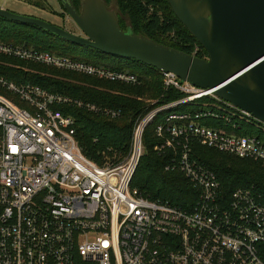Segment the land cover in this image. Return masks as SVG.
I'll return each mask as SVG.
<instances>
[{"label":"built area","instance_id":"obj_1","mask_svg":"<svg viewBox=\"0 0 264 264\" xmlns=\"http://www.w3.org/2000/svg\"><path fill=\"white\" fill-rule=\"evenodd\" d=\"M0 56L113 83H142L130 71L3 42ZM159 72L164 89L183 97L140 120L129 155L104 166L85 157L75 119L59 107L110 119L121 118L120 110L0 75V264H264L262 198L248 188L228 196L194 147L264 167V138L251 133L264 131V123L214 90ZM178 106L193 110L161 116L154 150L168 161L167 171L182 173L197 190L192 210L150 201L131 187L144 155V130Z\"/></svg>","mask_w":264,"mask_h":264},{"label":"trees","instance_id":"obj_2","mask_svg":"<svg viewBox=\"0 0 264 264\" xmlns=\"http://www.w3.org/2000/svg\"><path fill=\"white\" fill-rule=\"evenodd\" d=\"M104 1L110 9V3L114 2L125 17L119 18L122 30L190 55L196 53L200 58L208 57L206 50L176 17L167 0ZM72 2L77 9H81L83 0ZM63 10L65 11L64 8ZM0 42L69 57L116 71H130L141 79L140 86L113 83L0 56V75L9 81L36 85L53 94L121 111V118L110 119L73 105L59 107L64 115L75 119L76 139L85 157L99 166H104L109 161L119 162L128 156L137 123L152 111L183 97L175 90L166 91L160 72L152 67L72 44L32 25L0 18ZM105 59L119 62L107 66L103 63ZM146 98L154 100V103L147 104ZM192 110L186 106H178L164 111L144 130V155L139 161L131 187L138 189L145 199L167 203L182 210H192L195 206L197 190L182 173L167 171L168 161L154 150L157 144L156 127L161 122V116L164 113ZM251 133L264 138L262 130L252 129ZM194 147L198 158L218 176L228 196L239 188H248L258 194L264 203V167L259 162L240 159L200 144H195Z\"/></svg>","mask_w":264,"mask_h":264},{"label":"water","instance_id":"obj_3","mask_svg":"<svg viewBox=\"0 0 264 264\" xmlns=\"http://www.w3.org/2000/svg\"><path fill=\"white\" fill-rule=\"evenodd\" d=\"M179 21L206 50L200 58L122 30L104 0H60L82 35L0 8V18L32 25L65 41L175 74L214 90L220 99L264 123V0H167Z\"/></svg>","mask_w":264,"mask_h":264},{"label":"rangeland","instance_id":"obj_4","mask_svg":"<svg viewBox=\"0 0 264 264\" xmlns=\"http://www.w3.org/2000/svg\"><path fill=\"white\" fill-rule=\"evenodd\" d=\"M4 1L0 2V8H3L5 10H8V11L20 14V15L41 19L52 25L63 28L69 32L80 35L78 27L76 26L74 21L71 18H69L67 13L63 10L59 0H8L7 4H5L6 2ZM4 4L5 6H3ZM110 6L112 7V9L116 10V12L121 16V18H125L121 15V13L119 12L114 2H111ZM29 49H33V48H29ZM61 57H64V56H61ZM66 58H69V57H66ZM118 62L119 61H116L114 59L103 60L104 65H107V66H110V65L113 66L117 64ZM146 103L153 104L154 100L152 101L146 98Z\"/></svg>","mask_w":264,"mask_h":264},{"label":"flooded vegetation","instance_id":"obj_5","mask_svg":"<svg viewBox=\"0 0 264 264\" xmlns=\"http://www.w3.org/2000/svg\"><path fill=\"white\" fill-rule=\"evenodd\" d=\"M111 10H114V9L111 8ZM78 11L81 12V9H78ZM114 11H115V13H116L118 19L121 18V16L116 12V10H114ZM69 18H70V17H69ZM76 26H77V25H76ZM77 27H78V26H77ZM78 29H79V27H78ZM79 33H80V35L84 36L80 29H79Z\"/></svg>","mask_w":264,"mask_h":264},{"label":"crops","instance_id":"obj_6","mask_svg":"<svg viewBox=\"0 0 264 264\" xmlns=\"http://www.w3.org/2000/svg\"><path fill=\"white\" fill-rule=\"evenodd\" d=\"M4 0H0V2H3ZM4 2H6L5 4L8 3V0H5ZM5 4L3 6H5Z\"/></svg>","mask_w":264,"mask_h":264}]
</instances>
